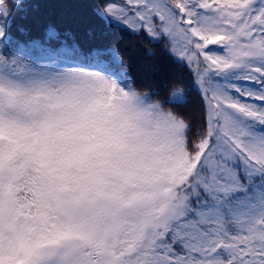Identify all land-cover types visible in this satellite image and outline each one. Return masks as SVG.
Instances as JSON below:
<instances>
[{
    "label": "snow or ice",
    "instance_id": "1",
    "mask_svg": "<svg viewBox=\"0 0 264 264\" xmlns=\"http://www.w3.org/2000/svg\"><path fill=\"white\" fill-rule=\"evenodd\" d=\"M104 7L189 69L201 124L70 33L0 52V264H264V0Z\"/></svg>",
    "mask_w": 264,
    "mask_h": 264
},
{
    "label": "trees",
    "instance_id": "2",
    "mask_svg": "<svg viewBox=\"0 0 264 264\" xmlns=\"http://www.w3.org/2000/svg\"><path fill=\"white\" fill-rule=\"evenodd\" d=\"M105 4L106 0H0L4 28L0 52L28 59L34 42L43 40L50 29L61 35L70 33L68 44H75L85 56L94 50L114 49L123 63L110 55L104 57L113 75L124 71L123 83L182 115L194 130L198 128L202 108L189 69L170 53L164 41L128 29L107 13ZM177 86L183 87L184 95L170 98L169 92Z\"/></svg>",
    "mask_w": 264,
    "mask_h": 264
},
{
    "label": "clouds",
    "instance_id": "3",
    "mask_svg": "<svg viewBox=\"0 0 264 264\" xmlns=\"http://www.w3.org/2000/svg\"><path fill=\"white\" fill-rule=\"evenodd\" d=\"M183 95H184V89L182 86H177L169 92L170 98H174L176 96H183ZM156 102L161 103L160 101H156Z\"/></svg>",
    "mask_w": 264,
    "mask_h": 264
}]
</instances>
